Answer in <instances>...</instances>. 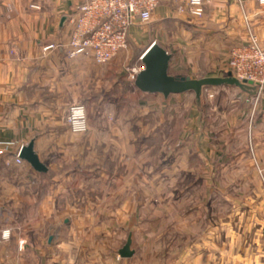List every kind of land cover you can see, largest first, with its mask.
I'll list each match as a JSON object with an SVG mask.
<instances>
[{
    "label": "crops",
    "instance_id": "obj_1",
    "mask_svg": "<svg viewBox=\"0 0 264 264\" xmlns=\"http://www.w3.org/2000/svg\"><path fill=\"white\" fill-rule=\"evenodd\" d=\"M79 1L34 10L0 0V264H264V90L223 93L216 128L193 111V92H142L127 67L135 47L156 42L170 75L224 76L232 47L251 35L264 46V4L205 0L192 17L184 0H159L127 47L97 64L62 47ZM76 102L87 116L79 134L65 120ZM30 141L45 171L15 162ZM197 181L222 197V233L207 236L206 251H193ZM128 237L133 254L121 257Z\"/></svg>",
    "mask_w": 264,
    "mask_h": 264
},
{
    "label": "built area",
    "instance_id": "obj_2",
    "mask_svg": "<svg viewBox=\"0 0 264 264\" xmlns=\"http://www.w3.org/2000/svg\"><path fill=\"white\" fill-rule=\"evenodd\" d=\"M51 0H30L29 8L40 10L44 3ZM159 0H80L67 13L68 36L62 44L68 57L89 55L95 63L105 64L127 47L129 28L135 20L145 24L150 21ZM180 11H186L192 17H201L204 13L205 0H184ZM264 4V0H257ZM50 43L43 51L54 48ZM142 54L138 60L141 61ZM143 64H136L128 69V78L134 82ZM239 81H250L256 86L257 94L264 90V46L254 35L230 49L227 71ZM66 124L72 133H84L87 129L85 106L71 103L67 108ZM3 148L0 147V153ZM15 162L20 163L19 151ZM9 231L1 233L7 239ZM22 242L18 244L19 248Z\"/></svg>",
    "mask_w": 264,
    "mask_h": 264
},
{
    "label": "water",
    "instance_id": "obj_3",
    "mask_svg": "<svg viewBox=\"0 0 264 264\" xmlns=\"http://www.w3.org/2000/svg\"><path fill=\"white\" fill-rule=\"evenodd\" d=\"M171 55L158 45L152 42L143 52L141 61L143 68L137 73L134 85L137 89L147 93H161L164 97L170 94H180L191 91L195 95L197 103L204 88L219 86H235L249 93H256L255 86L250 81H239L230 73L225 76H208L201 78H190L185 76H173L168 73V65ZM21 159H25L36 170L45 171L38 155L34 152L33 142L21 147L19 151ZM131 239L127 238L125 244L119 249L121 257H130L133 250L130 249Z\"/></svg>",
    "mask_w": 264,
    "mask_h": 264
},
{
    "label": "rangeland",
    "instance_id": "obj_4",
    "mask_svg": "<svg viewBox=\"0 0 264 264\" xmlns=\"http://www.w3.org/2000/svg\"><path fill=\"white\" fill-rule=\"evenodd\" d=\"M158 44V43H157ZM159 45V44H158ZM146 45L135 47L134 54L135 57L133 62H131L127 67L131 69L134 65L140 64L142 65V61L136 59L142 52H144ZM225 76V75H224ZM253 85V84H252ZM254 86V85H253ZM256 88V86H255ZM209 89H212L209 91ZM257 89V88H256ZM236 90L235 86H219V88L208 87L202 90L200 95L199 102L197 103L195 99V95L193 93V111L194 107L200 109V113L202 114L203 119L208 116L209 121L215 119L214 126L216 128L221 127V118L223 117V104L228 103L229 98H225L223 93L229 92L232 93ZM209 91V92H208ZM254 95L256 93H252ZM84 105V104H83ZM215 107L216 110L212 112V108ZM86 110V109H85ZM87 117V116H86ZM205 124V123H204ZM206 125V124H205ZM203 125V126H205ZM195 155V154H193ZM198 161L193 157V166ZM204 183L197 181V183H193V237H198V245H194L193 243V251L194 248H198V250L206 251L205 247L207 246L204 241L207 239L209 234H212L213 237L220 236L221 231V219H222V197L219 192H215L213 195L204 190ZM206 206L210 207V211L207 212ZM142 213H133L134 216L141 215ZM215 239L214 245H212L213 251L218 253L221 251V244L216 243ZM221 260L215 257L214 263L221 264Z\"/></svg>",
    "mask_w": 264,
    "mask_h": 264
}]
</instances>
